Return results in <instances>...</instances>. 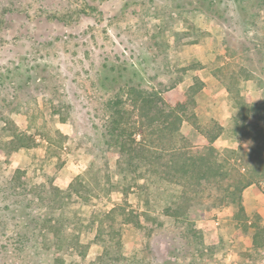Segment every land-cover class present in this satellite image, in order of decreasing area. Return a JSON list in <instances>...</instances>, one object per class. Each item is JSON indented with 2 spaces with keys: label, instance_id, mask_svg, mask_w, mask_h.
<instances>
[{
  "label": "rangeland",
  "instance_id": "1",
  "mask_svg": "<svg viewBox=\"0 0 264 264\" xmlns=\"http://www.w3.org/2000/svg\"><path fill=\"white\" fill-rule=\"evenodd\" d=\"M196 74L205 85L190 107L201 122L223 125L215 147L235 149L230 160L240 165L258 144L234 124V91L226 88L264 105V0H0V264H94L118 250L130 264H264V248L252 245L254 222L264 226V178L243 191L247 228L232 205L203 200L202 240L182 255L169 249L180 222L159 216L164 225L150 229L140 216L138 229L124 221L123 210L140 212L143 201L101 134L107 102L125 100L120 88L129 84L157 90L173 106L188 99ZM16 129L34 145L14 150ZM181 131L200 142L187 122ZM78 174L91 186L89 200L73 196L56 209L51 185L64 189ZM160 189L152 194L157 210L174 201V190ZM61 210L79 222L84 255L56 250L48 223Z\"/></svg>",
  "mask_w": 264,
  "mask_h": 264
},
{
  "label": "trees",
  "instance_id": "2",
  "mask_svg": "<svg viewBox=\"0 0 264 264\" xmlns=\"http://www.w3.org/2000/svg\"><path fill=\"white\" fill-rule=\"evenodd\" d=\"M204 85L202 78L194 75L193 82L189 85L188 99L167 107L159 91L126 84L120 88L126 94L125 100L119 97L120 94L114 100H109V111L101 123V134L108 149L112 146L117 148L118 170L124 176L137 180L135 185L143 201L140 212L123 210L124 221L132 223L138 229L143 227L140 216L148 222L150 229H153V224L161 227L164 225L158 221L159 216L180 222L182 229L175 234L169 246L170 253L175 250L178 255L191 250L189 247L202 240L201 230L196 222L204 216L203 210L198 207L203 200H207L211 206L232 205L235 209L233 218L243 221L247 228L248 215L244 208L243 191L264 178V105L260 107L249 95L241 94L240 89L234 90L230 86L226 88L228 94L234 91L229 98L235 111L234 124L237 129L241 127L238 123L245 124L243 128L248 133L247 136L258 144L257 148H246L242 162L237 165L230 160L237 153L235 149L226 148L223 153L215 147V141L224 131L223 125L213 118L208 122H201L190 107L195 101L194 94ZM126 101L131 110L122 106ZM184 122L199 133V143H194L181 131ZM57 133L60 139L69 138L60 131ZM51 140L48 137L49 143ZM9 143L14 150L29 148L34 145L35 139L16 129ZM17 172L20 169H16L15 173ZM106 179L109 180V177ZM162 185L174 190V201L172 205L166 203L157 210L152 194L157 196L161 193ZM51 188L53 201L57 203L56 209L64 208L73 196L87 202L92 193L83 174L76 175L64 189L54 185ZM20 193L24 194V191ZM62 214L61 210L48 223L56 250L60 252L66 248L84 255L89 245L80 241L79 222L70 221L67 216L62 217ZM111 214L112 212H108L105 218L111 217ZM102 223V220L97 223V235L104 231ZM253 227L256 230L252 236V245L264 248V226L254 222ZM109 235L114 244L119 245L117 232L112 224ZM19 238L24 243L25 234ZM59 260L61 263L64 261ZM130 260L119 250L112 256L105 251L96 256L94 264H130Z\"/></svg>",
  "mask_w": 264,
  "mask_h": 264
}]
</instances>
